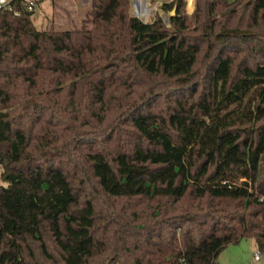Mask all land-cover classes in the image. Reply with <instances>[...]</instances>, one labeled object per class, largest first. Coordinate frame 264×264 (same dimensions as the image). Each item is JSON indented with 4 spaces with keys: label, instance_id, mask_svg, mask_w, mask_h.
Returning <instances> with one entry per match:
<instances>
[{
    "label": "trees",
    "instance_id": "16d2710c",
    "mask_svg": "<svg viewBox=\"0 0 264 264\" xmlns=\"http://www.w3.org/2000/svg\"><path fill=\"white\" fill-rule=\"evenodd\" d=\"M130 2L89 0L66 30L0 9V264L264 252V0L165 1L168 23ZM121 199L132 223L110 241L98 223Z\"/></svg>",
    "mask_w": 264,
    "mask_h": 264
},
{
    "label": "rangeland",
    "instance_id": "374dc122",
    "mask_svg": "<svg viewBox=\"0 0 264 264\" xmlns=\"http://www.w3.org/2000/svg\"><path fill=\"white\" fill-rule=\"evenodd\" d=\"M150 5L148 10L139 17L144 21H151L156 15L161 16L166 23H168V18L170 12H165L160 8V5L165 1L170 0H147ZM195 0H187V11L190 13L193 10ZM89 0H54L53 5L46 1L43 5V10L39 9L36 12V16H32L33 24L38 29H53V30H66L73 29L74 27H80L85 13L89 8ZM132 9V0L130 2L129 15L130 17H135ZM198 81L201 80V75L196 74L195 77ZM112 116H110L111 119ZM31 120V119H30ZM29 120V121H30ZM124 130H128L126 127ZM64 128L58 126L57 131H61ZM65 130V129H64ZM80 130H84L87 133H93L92 130L85 127H81ZM79 130V131H80ZM89 130V131H88ZM37 133V132H36ZM122 133H124L122 131ZM39 136L40 134L37 133ZM83 137H86L82 134ZM45 136H41L43 138ZM45 141L46 139H41ZM60 143H56L53 148H50V155L56 156L59 152ZM2 166L0 164V184L4 183L1 179ZM100 210L105 209L107 211V201L99 199ZM133 200L121 199L113 202L115 204L114 210L121 215L119 223L116 225L107 219H100L98 223L99 228L102 230L101 237L105 236L110 241H114L116 237L122 232V230L127 227L129 228L132 223L131 211L133 210ZM105 222V223H104ZM105 224V225H104ZM117 231V232H116ZM125 234L126 230H124ZM116 234V235H115ZM258 247L254 238L242 239L239 243L229 244L219 255L218 264H264V252H261V257L259 260H255L254 253L258 251ZM108 264H116L115 262H110ZM119 264V263H118Z\"/></svg>",
    "mask_w": 264,
    "mask_h": 264
},
{
    "label": "built area",
    "instance_id": "2783aa9c",
    "mask_svg": "<svg viewBox=\"0 0 264 264\" xmlns=\"http://www.w3.org/2000/svg\"><path fill=\"white\" fill-rule=\"evenodd\" d=\"M19 1L23 3V5L28 11L33 12V14L36 11V9L39 7L40 3L42 2V0H19ZM149 5L150 3L147 0H132V9L134 11L133 12L134 16L136 15L135 17L139 18L137 16L142 15L144 13V10L146 12V10H148L149 8L148 7ZM0 9L14 10V12L16 13L15 9H13V6L11 4V0H0ZM137 10L139 11V13H135ZM260 257H261V253L258 250L254 253V258L255 260H259Z\"/></svg>",
    "mask_w": 264,
    "mask_h": 264
},
{
    "label": "crops",
    "instance_id": "0c3cea01",
    "mask_svg": "<svg viewBox=\"0 0 264 264\" xmlns=\"http://www.w3.org/2000/svg\"><path fill=\"white\" fill-rule=\"evenodd\" d=\"M46 1H49L52 5H53V1L54 0H42V2L40 3L39 7L36 9V11L34 12V14L32 16H36V12L39 10V9H42L43 10V5L45 4Z\"/></svg>",
    "mask_w": 264,
    "mask_h": 264
},
{
    "label": "bare ground",
    "instance_id": "6f19581e",
    "mask_svg": "<svg viewBox=\"0 0 264 264\" xmlns=\"http://www.w3.org/2000/svg\"><path fill=\"white\" fill-rule=\"evenodd\" d=\"M135 5V4H134ZM135 7V6H134ZM135 13H139V11L137 10ZM144 13H145V10H144Z\"/></svg>",
    "mask_w": 264,
    "mask_h": 264
},
{
    "label": "water",
    "instance_id": "95a60500",
    "mask_svg": "<svg viewBox=\"0 0 264 264\" xmlns=\"http://www.w3.org/2000/svg\"><path fill=\"white\" fill-rule=\"evenodd\" d=\"M174 14V11H171V15Z\"/></svg>",
    "mask_w": 264,
    "mask_h": 264
}]
</instances>
